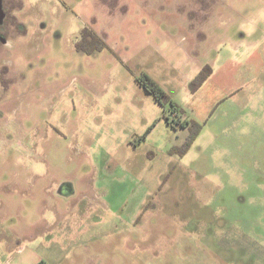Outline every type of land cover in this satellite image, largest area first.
Listing matches in <instances>:
<instances>
[{"label": "rangeland", "instance_id": "374dc122", "mask_svg": "<svg viewBox=\"0 0 264 264\" xmlns=\"http://www.w3.org/2000/svg\"><path fill=\"white\" fill-rule=\"evenodd\" d=\"M21 2L0 264H264V0Z\"/></svg>", "mask_w": 264, "mask_h": 264}, {"label": "trees", "instance_id": "16d2710c", "mask_svg": "<svg viewBox=\"0 0 264 264\" xmlns=\"http://www.w3.org/2000/svg\"><path fill=\"white\" fill-rule=\"evenodd\" d=\"M99 39L100 38L95 33H93L89 28L85 27L81 33V40L77 43V49L82 52H92L94 50L100 49L102 44H98L100 42ZM208 76L209 74H205L204 71H201L198 76L200 85L204 80H206ZM138 82L162 105L167 102H171V99L167 95L166 91L149 75H140L138 77Z\"/></svg>", "mask_w": 264, "mask_h": 264}, {"label": "flooded vegetation", "instance_id": "af4514ba", "mask_svg": "<svg viewBox=\"0 0 264 264\" xmlns=\"http://www.w3.org/2000/svg\"><path fill=\"white\" fill-rule=\"evenodd\" d=\"M0 0V50L9 43L10 35H20L23 24L19 21L18 8L22 7L21 0ZM21 2V3H20ZM82 33V31H81ZM81 40V35H80ZM4 70L0 67V84L4 81Z\"/></svg>", "mask_w": 264, "mask_h": 264}]
</instances>
